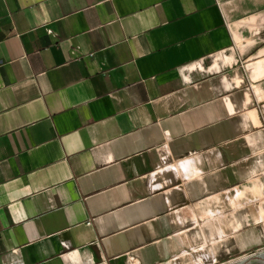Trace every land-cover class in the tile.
I'll use <instances>...</instances> for the list:
<instances>
[{
    "label": "crops",
    "instance_id": "obj_1",
    "mask_svg": "<svg viewBox=\"0 0 264 264\" xmlns=\"http://www.w3.org/2000/svg\"><path fill=\"white\" fill-rule=\"evenodd\" d=\"M262 240L264 0H0V264Z\"/></svg>",
    "mask_w": 264,
    "mask_h": 264
},
{
    "label": "rangeland",
    "instance_id": "obj_2",
    "mask_svg": "<svg viewBox=\"0 0 264 264\" xmlns=\"http://www.w3.org/2000/svg\"><path fill=\"white\" fill-rule=\"evenodd\" d=\"M228 246L215 245L213 247L201 248L196 253H191L190 256L186 257V264H211L213 261L220 263L222 260H226L227 262L224 264H235L237 261L242 260L244 258L250 257L252 254H257L261 252L263 249H260L257 252H254V247H242L241 245H236L234 241L228 242ZM264 241L262 240L261 244ZM252 252L251 254H247L248 252ZM233 258V260H231Z\"/></svg>",
    "mask_w": 264,
    "mask_h": 264
},
{
    "label": "water",
    "instance_id": "obj_3",
    "mask_svg": "<svg viewBox=\"0 0 264 264\" xmlns=\"http://www.w3.org/2000/svg\"><path fill=\"white\" fill-rule=\"evenodd\" d=\"M260 249H263L261 252L257 254H252L248 258H244L242 260L237 261L235 264H264V246ZM259 249L255 248L254 252H257ZM252 252H248L247 254H251ZM216 264V263H215Z\"/></svg>",
    "mask_w": 264,
    "mask_h": 264
}]
</instances>
